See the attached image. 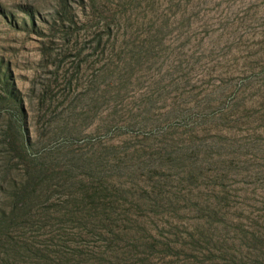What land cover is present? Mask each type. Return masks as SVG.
<instances>
[{
  "label": "rangeland",
  "instance_id": "rangeland-1",
  "mask_svg": "<svg viewBox=\"0 0 264 264\" xmlns=\"http://www.w3.org/2000/svg\"><path fill=\"white\" fill-rule=\"evenodd\" d=\"M0 264H264V0H0Z\"/></svg>",
  "mask_w": 264,
  "mask_h": 264
}]
</instances>
